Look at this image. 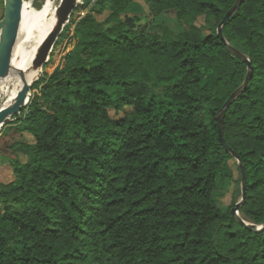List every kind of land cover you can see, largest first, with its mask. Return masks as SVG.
<instances>
[{"label": "trees", "instance_id": "16d2710c", "mask_svg": "<svg viewBox=\"0 0 264 264\" xmlns=\"http://www.w3.org/2000/svg\"><path fill=\"white\" fill-rule=\"evenodd\" d=\"M237 1L84 0L65 65L9 128L33 160L0 151V264H264V0L224 40ZM228 46L253 68L224 119L239 161L217 124L248 73ZM241 166L249 227L216 201L242 194Z\"/></svg>", "mask_w": 264, "mask_h": 264}, {"label": "water", "instance_id": "95a60500", "mask_svg": "<svg viewBox=\"0 0 264 264\" xmlns=\"http://www.w3.org/2000/svg\"><path fill=\"white\" fill-rule=\"evenodd\" d=\"M82 0H61L57 10V23L51 34L42 44L36 60L37 67H43L49 60L51 52L64 30L67 23L70 22L72 14L75 12ZM244 0H238L226 13L223 20L218 26V34L223 37V27L231 16L238 10ZM24 0H4V15L0 20V79L6 78L9 74L13 48L18 37L19 25L21 22V14ZM225 40V39H224ZM230 52L235 54L237 57L245 60L248 64V73L243 84L227 99L224 106L222 107L221 114L217 119L219 138L226 150L231 152L236 159L239 161V155L231 149L224 138V119L233 101L246 89L248 86L252 74L253 68L250 60L241 52L235 48L228 46ZM34 83V82H33ZM33 83L25 84L19 92L16 102L9 107L0 108V130L11 120L13 116L20 115L24 107L29 101V91L33 87ZM242 172V199L236 204L231 210V213L236 217L239 222L245 226H254L253 224L245 221L239 214L240 208L246 198V174L245 169L241 166ZM257 230H264V224L257 226Z\"/></svg>", "mask_w": 264, "mask_h": 264}, {"label": "rangeland", "instance_id": "374dc122", "mask_svg": "<svg viewBox=\"0 0 264 264\" xmlns=\"http://www.w3.org/2000/svg\"><path fill=\"white\" fill-rule=\"evenodd\" d=\"M94 0H92L93 2ZM44 0H34V5L37 8H40L42 6ZM55 5H60L61 0H53ZM91 5H86L84 4V0H82L75 10V12L72 14L70 22L66 24L64 27L63 32L59 36L52 52L50 55V58L48 62L43 66V71L40 77L34 81L33 85L43 76L45 75H51L56 69L62 68L65 65V57L66 55L73 49L75 45V39H74V28L75 26L73 25L72 22L77 21L81 17H83L85 14L91 11ZM143 6L145 12H147V15H149V20H151V14L147 6H145L143 3H141ZM4 15V0H0V20L3 18ZM96 16L102 20L105 16L104 15H99L96 14ZM160 22V21H158ZM156 22V23H158ZM72 23V24H71ZM195 25L199 28H202L204 25V19L200 18L195 22ZM69 26V31L66 32V36L62 37V34L65 32V28ZM206 34V33H205ZM60 39V40H59ZM13 81L12 78H3L0 79V108L6 101L8 94L11 92L13 89ZM40 92L36 88H32L29 91V101H27V107L34 96L36 94H39ZM17 116V115H16ZM24 116V115H23ZM7 125H5L1 130H0V151L5 154L7 157H16L20 159L23 163H30L33 160L32 153L24 151L20 148L14 149L10 147L12 140H20L19 135H15L13 132L9 130V128H16L22 125V122L15 118L12 117L11 120ZM6 135V136H5ZM232 167L235 171V177H239V173L237 172L236 165L234 161H232ZM10 174V167L7 165V167L0 168V176L1 178L5 177L6 175ZM236 190V191H235ZM235 192V193H234ZM242 199V194L237 193V186L235 184H232L230 187L222 189V192L217 194L216 196V201L222 208H228L231 207L233 204V201L236 200L237 203L240 202ZM240 214V213H239Z\"/></svg>", "mask_w": 264, "mask_h": 264}, {"label": "bare ground", "instance_id": "6f19581e", "mask_svg": "<svg viewBox=\"0 0 264 264\" xmlns=\"http://www.w3.org/2000/svg\"><path fill=\"white\" fill-rule=\"evenodd\" d=\"M58 7L53 0H44L40 8L34 5V0H24L18 37L6 77L12 78L14 87L1 108L12 106L23 86L33 83L42 74L43 67L36 66L37 55L56 26Z\"/></svg>", "mask_w": 264, "mask_h": 264}, {"label": "built area", "instance_id": "2783aa9c", "mask_svg": "<svg viewBox=\"0 0 264 264\" xmlns=\"http://www.w3.org/2000/svg\"><path fill=\"white\" fill-rule=\"evenodd\" d=\"M94 1H95V0H94ZM94 1H93V2H94Z\"/></svg>", "mask_w": 264, "mask_h": 264}]
</instances>
